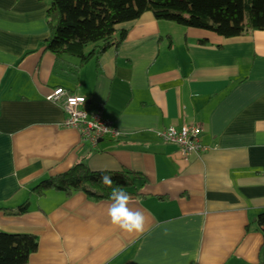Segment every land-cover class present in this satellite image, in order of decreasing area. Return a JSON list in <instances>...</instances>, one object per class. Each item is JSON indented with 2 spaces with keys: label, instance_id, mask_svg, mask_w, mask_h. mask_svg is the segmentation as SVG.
<instances>
[{
  "label": "crops",
  "instance_id": "1",
  "mask_svg": "<svg viewBox=\"0 0 264 264\" xmlns=\"http://www.w3.org/2000/svg\"><path fill=\"white\" fill-rule=\"evenodd\" d=\"M49 6L0 0V231L38 238L29 264H261L264 31L226 40L146 14L73 79L43 48ZM58 88L101 106L121 139L93 148L65 128L62 104L46 100ZM184 122L202 129L205 148L187 161L157 135ZM82 161L146 178L147 197L129 204L146 217L143 234L112 224V202L32 193ZM27 202L21 217L6 212Z\"/></svg>",
  "mask_w": 264,
  "mask_h": 264
},
{
  "label": "trees",
  "instance_id": "2",
  "mask_svg": "<svg viewBox=\"0 0 264 264\" xmlns=\"http://www.w3.org/2000/svg\"><path fill=\"white\" fill-rule=\"evenodd\" d=\"M40 1L50 2L46 14L50 37L43 42L44 51L55 57L57 72L73 79L92 61L99 65L100 58L109 50H118L128 38V31L121 26L134 23L146 14L186 29L211 32L226 40L264 31V0ZM200 43L206 45L207 42ZM67 58L77 60L78 64H70ZM103 175L112 178V187L102 182ZM145 181L146 178L136 172H93L82 161L63 174L41 181L32 193L39 199L50 192L62 193L65 197L83 193L89 200L100 203L112 202V189L121 188L131 198L144 199L147 196L139 192L137 184ZM29 205L27 202L6 212L21 217L28 213ZM255 224L264 237V213L257 217ZM38 248L39 240L33 235L0 231V264H29ZM261 251L264 258V244Z\"/></svg>",
  "mask_w": 264,
  "mask_h": 264
},
{
  "label": "built area",
  "instance_id": "3",
  "mask_svg": "<svg viewBox=\"0 0 264 264\" xmlns=\"http://www.w3.org/2000/svg\"><path fill=\"white\" fill-rule=\"evenodd\" d=\"M51 103H61L66 120L64 127L76 130L83 142L96 148L99 142L109 139L118 141L122 134L114 123L107 119L101 106L92 107L87 99L70 94L64 88H58L47 99ZM170 129L174 132L170 133ZM203 131L198 126L184 122L179 127H170L157 132L158 137L166 144L176 145L185 161L192 156L205 152L201 137Z\"/></svg>",
  "mask_w": 264,
  "mask_h": 264
},
{
  "label": "clouds",
  "instance_id": "4",
  "mask_svg": "<svg viewBox=\"0 0 264 264\" xmlns=\"http://www.w3.org/2000/svg\"><path fill=\"white\" fill-rule=\"evenodd\" d=\"M169 131L172 133L174 129ZM101 180L105 185L112 187L113 180L109 176L103 175ZM131 199V196L121 188H113L108 215L111 217L112 224L118 229L128 234H143L146 228V217L142 212L133 211L129 207Z\"/></svg>",
  "mask_w": 264,
  "mask_h": 264
}]
</instances>
